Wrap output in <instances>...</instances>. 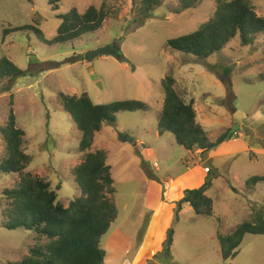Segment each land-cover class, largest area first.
<instances>
[{
    "label": "rangeland",
    "instance_id": "1",
    "mask_svg": "<svg viewBox=\"0 0 264 264\" xmlns=\"http://www.w3.org/2000/svg\"><path fill=\"white\" fill-rule=\"evenodd\" d=\"M252 3L264 17V0ZM140 4L141 0H61L55 10L48 0H0V59L6 57L26 71L16 79L0 78V128L12 107L17 126L25 131L24 150L31 157L25 171L50 181L53 189L58 187V198L66 205L80 194L72 171L82 153L80 132L58 95L87 93L95 104L124 99L147 103V111L118 112L115 123H105L93 139V149L107 153L116 190L117 217L100 241L104 263L130 264L147 221L156 222L150 203L155 198L149 191L167 192L162 182L170 178L181 188L179 175L196 160L204 168L212 164L213 172L203 178L211 181L206 195L213 202L212 216L196 215L185 203L177 219L179 199H174L159 221L153 253L141 264H264V234H245L236 257L226 261L217 239L218 232L228 235L248 220L251 208L264 205V181L246 185L250 177L264 176V80L259 76L264 72V32L253 35V42L246 45L231 39L221 50L198 59L171 49L168 41L195 31L211 18L216 0H201L186 10L179 8V0H164L148 17L140 12ZM89 5H102L108 12L102 27L71 42L55 43L60 16L72 8L82 12ZM18 26L27 28L3 36L5 28ZM111 43L120 48L122 58L84 59L88 51ZM167 75L175 78L183 98L194 102L197 121L210 142L216 143L228 130L242 133L236 152H231L234 147H223L220 153H231L203 162L204 152L179 146L170 133L157 135L155 114L163 103L161 81ZM225 141L208 151L218 150ZM5 154L0 133V161ZM152 175L160 185L150 183ZM198 180L197 175L186 177L185 189L196 188ZM18 183L17 174L0 171V264L24 258L37 243L33 232L1 225V209L7 202L3 192ZM118 226L121 231L111 237ZM170 228L174 229L172 257L164 263L160 251ZM127 232L132 234V247H127ZM147 238L144 255L151 250L152 233Z\"/></svg>",
    "mask_w": 264,
    "mask_h": 264
},
{
    "label": "trees",
    "instance_id": "2",
    "mask_svg": "<svg viewBox=\"0 0 264 264\" xmlns=\"http://www.w3.org/2000/svg\"><path fill=\"white\" fill-rule=\"evenodd\" d=\"M60 1L48 0V3L56 10ZM163 1L141 0L140 12L145 17L151 16ZM200 1L179 0V8H195ZM107 16L108 12L102 5H89L82 12L72 8L60 16L54 42H71L93 33L102 27ZM26 28H5L3 36ZM34 31L42 35L40 29L35 28ZM259 32H264V17L256 12L252 0H216V9L211 18L195 31L170 39L168 46L180 53L204 59L221 50L231 39L238 38L242 45L252 43L253 35ZM25 74L26 71L6 57L0 59V78L16 79ZM259 76L264 80V72ZM175 84L176 80L171 75L161 81L164 99L155 114L159 135L170 133L179 146L187 150L201 149L202 152L208 151L216 143L233 139V132L228 130L220 135L216 143L210 142L197 121L194 102L186 101ZM58 100L80 132L79 151L82 156L72 171L80 194L65 205L58 198V187L53 189L50 181L25 171L31 157L23 147L25 131L17 126L11 107L5 126L0 128L6 149L5 157L0 161V171L17 174L19 183L17 187L3 192L7 202L1 209V225L7 230L31 231L37 243L30 247L29 254L24 258L3 264H104L105 251L100 241L117 217L113 200L116 190L111 166L107 163V153L103 149H93V139L105 123H115L118 112L147 111L150 106L133 99L95 104L87 93H60ZM259 181H264V176L250 177L246 185L252 187ZM210 183V180H206L199 187L183 191L177 201V219L185 203L196 215L212 216L213 202L206 195ZM261 205L251 208L250 218L238 224L230 234L218 232L223 260L236 257L245 234H264V205ZM173 241L174 229L170 228L160 251L164 263L170 262Z\"/></svg>",
    "mask_w": 264,
    "mask_h": 264
},
{
    "label": "crops",
    "instance_id": "3",
    "mask_svg": "<svg viewBox=\"0 0 264 264\" xmlns=\"http://www.w3.org/2000/svg\"><path fill=\"white\" fill-rule=\"evenodd\" d=\"M238 132L241 134L239 137H237L235 139L234 138L233 139L232 138L231 139H227L224 143H222V145L216 151H212V150L211 151H204V153L202 152L201 149L192 150V151L203 153L202 154L203 162L204 161H212L215 157L223 155V154H226V153L236 152L235 147L240 146V144H241V140L240 139L242 137V133L240 131H238ZM157 135H159L158 131H157ZM131 141L134 142V140H131ZM134 144L137 145V144H139V142L137 141V144L136 143H134ZM223 147H234V150H231V152H221L220 153L219 151ZM188 151L192 152L191 150H188ZM209 166L211 167V171L210 172H205L204 171V166H202L201 162H198V161L194 160L193 166L191 168H189L187 166V171H184L182 174L179 175V177L182 179V181H179V184H181V188L178 185H175L176 181L174 179L170 178L168 181H163L162 182L163 186H166L165 190L168 188L167 192H165L164 190L160 189L159 190V192H160L159 195H156L157 194L156 192H158V190L156 188L153 191H149L150 194H151L149 196L152 197V198H155V199H152V202H150V200L147 199V202H148V204H149V202L152 203V208L154 210H152V212H151V219H153V220L156 219V222H155V224H153L152 221H150V222L147 221L144 233H143V235L141 236V238H140V240L138 242V247L133 251V255L131 256V257H134V258L130 261V264H134V262H137V264H141L142 263V259L144 257L145 258L150 257V255L154 251L153 247H154V244H155V240L157 238V230L159 229V221L162 218V215H163V212H164L165 208L167 206H169L170 202L174 201V199L178 200V199H180L182 197L183 191L187 187L186 186V182H185V178L186 177H188V178L191 177L193 179V177L195 175H197L199 180H198V183L196 182L195 185H196V187H199L200 185H202L204 176L209 175V174H211L213 172L212 164H209ZM191 174H193V175H191ZM154 179H158V178L152 175V179H151L150 183L160 185L158 182L153 181ZM161 188H162V186H161ZM162 191L165 192L164 193V198H162ZM183 205H182V209H183ZM157 212H159V217L158 218H156V213ZM129 225H130V223H129ZM110 228H109V230H110ZM121 229H122V226L116 227L115 229H113L111 231L112 233H111L110 236L112 237L117 232H120ZM150 233H152V240L149 241V246L151 247V250L146 252V254L144 255L143 253H141L142 247L144 245V240H145V243H147V241H148L147 236ZM165 235H166V233L164 234L163 241L165 239ZM144 236H145V238H144ZM126 237H127L126 241L130 240V242L127 243V247H132V245L134 243H131L132 242V234H131V232H127V236ZM31 242H32V238H31ZM127 247H126L125 252L127 251ZM131 252L132 251H130V254H131ZM138 257H141V258L139 260H137ZM104 264H106V262Z\"/></svg>",
    "mask_w": 264,
    "mask_h": 264
},
{
    "label": "water",
    "instance_id": "4",
    "mask_svg": "<svg viewBox=\"0 0 264 264\" xmlns=\"http://www.w3.org/2000/svg\"><path fill=\"white\" fill-rule=\"evenodd\" d=\"M99 55H110V56H113L117 59H120L122 56V53H121L120 48L115 43H111V44H108L106 46L99 47L97 49L88 51L85 54L84 59L85 60H92ZM231 100H232V97L228 96L227 101H226L227 104H230Z\"/></svg>",
    "mask_w": 264,
    "mask_h": 264
},
{
    "label": "built area",
    "instance_id": "5",
    "mask_svg": "<svg viewBox=\"0 0 264 264\" xmlns=\"http://www.w3.org/2000/svg\"><path fill=\"white\" fill-rule=\"evenodd\" d=\"M240 135H241V134H240L238 131H234V132H233V138H234V139L237 138V137H239ZM204 171H205V172H210L208 167H205V168H204Z\"/></svg>",
    "mask_w": 264,
    "mask_h": 264
}]
</instances>
